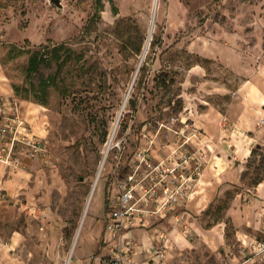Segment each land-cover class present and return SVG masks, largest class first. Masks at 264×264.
Listing matches in <instances>:
<instances>
[{
  "label": "rangeland",
  "instance_id": "rangeland-1",
  "mask_svg": "<svg viewBox=\"0 0 264 264\" xmlns=\"http://www.w3.org/2000/svg\"><path fill=\"white\" fill-rule=\"evenodd\" d=\"M152 2L0 0V95L18 98L48 143L44 156L0 163L1 264H99L112 244L106 197L140 150L147 161H190L188 174L195 161L200 167L178 219L134 228L132 257L151 263L159 251L160 264H264V0H157L144 48ZM36 53L43 58L26 80ZM164 72L171 83L159 82ZM42 76L52 81L44 103ZM206 101L225 127L244 107L261 112L249 137L233 136L237 154L225 143L234 165L222 172L206 171L214 149L195 118ZM192 128L196 137L179 147ZM143 235L151 251H140Z\"/></svg>",
  "mask_w": 264,
  "mask_h": 264
},
{
  "label": "built area",
  "instance_id": "built-area-1",
  "mask_svg": "<svg viewBox=\"0 0 264 264\" xmlns=\"http://www.w3.org/2000/svg\"><path fill=\"white\" fill-rule=\"evenodd\" d=\"M182 122L184 128L189 127L187 121ZM182 134L186 139L179 147L197 133L192 128L188 134ZM47 146V139L32 131L20 100L0 95V163L10 164L17 161L19 155L44 156L48 153ZM136 158L137 161H127L129 168L123 174L114 176L106 197L105 237H109L112 244L109 254L99 264H130L138 244L125 236L127 231L146 226L152 217L178 219L176 207L188 195L195 179L192 174L198 173L200 167V161H195L188 174L190 161H147L144 150L138 151ZM156 254L160 256L159 251Z\"/></svg>",
  "mask_w": 264,
  "mask_h": 264
},
{
  "label": "crops",
  "instance_id": "crops-1",
  "mask_svg": "<svg viewBox=\"0 0 264 264\" xmlns=\"http://www.w3.org/2000/svg\"><path fill=\"white\" fill-rule=\"evenodd\" d=\"M202 72L203 74H205L204 70ZM214 84L217 85V87H214L217 89L215 92L223 93L227 91L226 86L224 85L220 86L218 85V83H214ZM211 92H214V91L211 90ZM206 104H208V106L205 108L204 112H199L198 115L195 116L198 125L201 126L205 131H207L208 133L206 134L208 137L207 139H210V141L212 142L211 143L212 148L214 149V154H212L211 161L209 162V165L207 166L206 171L212 172L213 170L215 171L217 170V171L222 172L223 170H227L228 167L234 165L233 161H230V159L228 158V155H227L228 150L229 152H234L236 154L239 150V147H238L239 143H237V136L235 137L233 136L236 133H238L239 136L243 135L244 137H249L248 132L251 131V128H252L251 124H254L252 122H254L257 119V117L261 114V112L259 110H254V112L251 113L250 111H248L247 107H244V109L241 110V112L238 114L235 120L234 119L231 120L228 117L230 122L228 123V126L225 127L222 113L218 109L217 110L215 109V112H213L212 111L213 105L209 101H206ZM245 142L248 146L250 141L245 139ZM225 143L228 144L227 145V147L229 148L228 150L226 149ZM220 150H222V152H220ZM247 155H248V151L244 153V156H247ZM214 156L216 157V159H214ZM232 156L234 158H239L235 154H232ZM135 231L136 230L131 229L125 233V236L127 238H134L135 237L134 235L137 233ZM138 239L142 240L143 242L142 246L139 245L140 251H143V250L151 251V248H150L151 242L147 238H145L144 235L139 236ZM132 260L136 262L135 264H146V263L147 264H157V263L160 264L161 263V257H159L158 255L152 257L151 263L144 261V260L137 261L136 258L134 257H132Z\"/></svg>",
  "mask_w": 264,
  "mask_h": 264
},
{
  "label": "trees",
  "instance_id": "trees-1",
  "mask_svg": "<svg viewBox=\"0 0 264 264\" xmlns=\"http://www.w3.org/2000/svg\"><path fill=\"white\" fill-rule=\"evenodd\" d=\"M110 3H112V0H108ZM111 9L114 13H116V7L112 4L111 5ZM61 47L60 45H57L56 47H53V50H55L56 52L59 51V48ZM43 53H36L35 55L31 56L28 59V65L26 67V80H28L30 78V76L32 75L33 72H35L37 70L38 64L39 62H41L40 60L43 58ZM142 68V67H141ZM140 68V69H141ZM51 76H47V77H41L39 80V84H38V92L39 94L42 96H44V99H42L40 102L44 103L45 102V97L47 95V88L48 86H50L52 84L51 81ZM160 83H163L164 85L167 83H171V81H173V76H169L166 72L161 73L160 77L158 78ZM31 90V85H29L28 87ZM13 90L15 93L18 92V87L17 86H13ZM23 97L27 98V95L24 94ZM106 205V202H105Z\"/></svg>",
  "mask_w": 264,
  "mask_h": 264
},
{
  "label": "bare ground",
  "instance_id": "bare-ground-1",
  "mask_svg": "<svg viewBox=\"0 0 264 264\" xmlns=\"http://www.w3.org/2000/svg\"><path fill=\"white\" fill-rule=\"evenodd\" d=\"M156 6H157V0H153L152 2V18L150 20V24H149V27H148V32H147V37H146V41H145V47L146 48L148 46V43L151 39V35H152V31H153V22H154V15H155V10H156ZM114 127H116V125H114ZM107 149L105 148L104 152H103V157L98 165V168H97V171H96V176L94 178V181L91 185V189H90V192L86 198V202H85V205H84V208H83V211H82V215L80 217V220H79V226L78 228L76 229V232H75V236H74V239H73V242H72V249L73 247L75 246L76 242H77V239L80 235V231H81V227H82V224L84 222V219L89 211V206H90V203H91V200H92V197L94 195V192H95V189L97 187V183H98V178H99V175L102 171V168H103V162L102 161H105V157H106V154H107ZM66 264H69V257L67 259V262Z\"/></svg>",
  "mask_w": 264,
  "mask_h": 264
},
{
  "label": "water",
  "instance_id": "water-1",
  "mask_svg": "<svg viewBox=\"0 0 264 264\" xmlns=\"http://www.w3.org/2000/svg\"><path fill=\"white\" fill-rule=\"evenodd\" d=\"M55 2H57V0H54Z\"/></svg>",
  "mask_w": 264,
  "mask_h": 264
}]
</instances>
